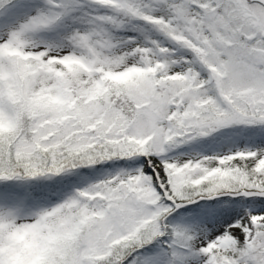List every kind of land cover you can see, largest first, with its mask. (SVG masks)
<instances>
[{
  "label": "snow or ice",
  "instance_id": "snow-or-ice-1",
  "mask_svg": "<svg viewBox=\"0 0 264 264\" xmlns=\"http://www.w3.org/2000/svg\"><path fill=\"white\" fill-rule=\"evenodd\" d=\"M0 264H264V0H0Z\"/></svg>",
  "mask_w": 264,
  "mask_h": 264
}]
</instances>
